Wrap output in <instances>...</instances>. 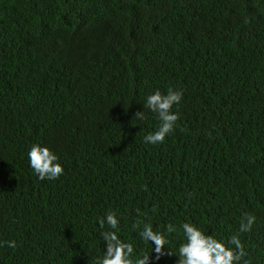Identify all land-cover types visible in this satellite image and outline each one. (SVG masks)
I'll use <instances>...</instances> for the list:
<instances>
[{"label":"trees","instance_id":"16d2710c","mask_svg":"<svg viewBox=\"0 0 264 264\" xmlns=\"http://www.w3.org/2000/svg\"><path fill=\"white\" fill-rule=\"evenodd\" d=\"M169 87L178 128L145 144L159 121L135 113ZM33 142L59 180L28 167ZM136 208L225 238L253 213L241 239L264 264V0H0V241L18 243L0 264H91L109 210L147 250Z\"/></svg>","mask_w":264,"mask_h":264},{"label":"clouds","instance_id":"9594fccd","mask_svg":"<svg viewBox=\"0 0 264 264\" xmlns=\"http://www.w3.org/2000/svg\"><path fill=\"white\" fill-rule=\"evenodd\" d=\"M183 99V91L172 87L165 91L156 89L145 97L143 111L136 112L134 118L143 121L147 112L159 121L156 130L143 136L145 144L162 145L175 132L180 119L176 109ZM26 158L28 167L40 181H56L65 174L60 155L41 142H33L28 147ZM134 211L138 219L132 222L131 229L147 250L135 240L124 238L122 215L117 210H109L97 219L103 251L101 255L89 257L91 264H158L162 258L173 256L177 258L176 264H252L241 236L250 233L257 224L253 213L243 214L239 228L225 238L190 221L169 222L161 228L153 223L148 212L140 208ZM151 212L153 215L157 212L156 205ZM0 247L15 250L18 243L16 240L0 241Z\"/></svg>","mask_w":264,"mask_h":264}]
</instances>
